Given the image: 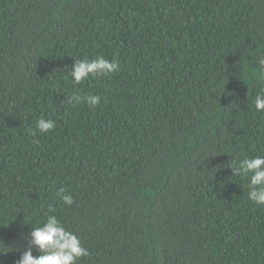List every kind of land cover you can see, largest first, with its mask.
<instances>
[{
	"label": "trees",
	"instance_id": "trees-1",
	"mask_svg": "<svg viewBox=\"0 0 264 264\" xmlns=\"http://www.w3.org/2000/svg\"><path fill=\"white\" fill-rule=\"evenodd\" d=\"M98 57L118 71L75 84ZM261 57L264 0H0V264L51 215L77 264H264L232 170L264 155Z\"/></svg>",
	"mask_w": 264,
	"mask_h": 264
},
{
	"label": "clouds",
	"instance_id": "clouds-1",
	"mask_svg": "<svg viewBox=\"0 0 264 264\" xmlns=\"http://www.w3.org/2000/svg\"><path fill=\"white\" fill-rule=\"evenodd\" d=\"M259 64L264 68V57L260 58ZM118 69L116 60L109 61L104 57L91 60L84 58L75 60L70 75L75 84H80L90 76L103 77ZM80 99L73 96L70 102H78ZM101 99L99 95H89L86 98L92 107L99 105ZM255 108L258 112H264V89L255 97ZM36 128L39 132L47 133L54 130L55 122L41 118ZM232 170L233 175L242 174L249 177V200L258 206L264 205V155L246 158ZM64 191L63 188L59 190L60 194ZM61 198L66 205L73 204L71 195H62ZM34 250L38 251L39 255L34 256ZM3 253L5 252H0ZM88 255V250L82 246L79 237L65 229L55 215H51L42 226L32 228L27 244L15 264H77L80 258Z\"/></svg>",
	"mask_w": 264,
	"mask_h": 264
}]
</instances>
